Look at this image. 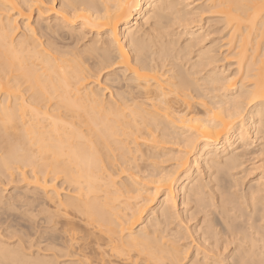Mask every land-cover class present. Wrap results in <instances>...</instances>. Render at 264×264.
Listing matches in <instances>:
<instances>
[{"label": "bare ground", "instance_id": "obj_1", "mask_svg": "<svg viewBox=\"0 0 264 264\" xmlns=\"http://www.w3.org/2000/svg\"><path fill=\"white\" fill-rule=\"evenodd\" d=\"M0 264H264V0H0Z\"/></svg>", "mask_w": 264, "mask_h": 264}]
</instances>
